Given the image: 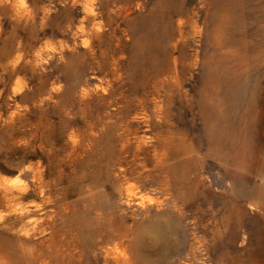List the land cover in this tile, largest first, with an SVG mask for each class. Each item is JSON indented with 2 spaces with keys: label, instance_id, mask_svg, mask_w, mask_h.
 Wrapping results in <instances>:
<instances>
[{
  "label": "rangeland",
  "instance_id": "1",
  "mask_svg": "<svg viewBox=\"0 0 264 264\" xmlns=\"http://www.w3.org/2000/svg\"><path fill=\"white\" fill-rule=\"evenodd\" d=\"M0 264H264V0H0Z\"/></svg>",
  "mask_w": 264,
  "mask_h": 264
},
{
  "label": "bare ground",
  "instance_id": "2",
  "mask_svg": "<svg viewBox=\"0 0 264 264\" xmlns=\"http://www.w3.org/2000/svg\"><path fill=\"white\" fill-rule=\"evenodd\" d=\"M127 191V189L126 188H124V184L122 183V184H118V186H117V192H118V194L119 195H125V192Z\"/></svg>",
  "mask_w": 264,
  "mask_h": 264
}]
</instances>
